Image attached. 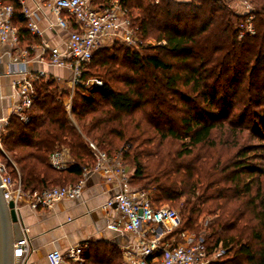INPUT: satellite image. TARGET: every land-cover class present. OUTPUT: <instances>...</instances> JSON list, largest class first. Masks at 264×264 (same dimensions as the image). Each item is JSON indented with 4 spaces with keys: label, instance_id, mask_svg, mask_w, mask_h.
<instances>
[{
    "label": "trees",
    "instance_id": "trees-1",
    "mask_svg": "<svg viewBox=\"0 0 264 264\" xmlns=\"http://www.w3.org/2000/svg\"><path fill=\"white\" fill-rule=\"evenodd\" d=\"M3 1L14 7L20 44L33 55L39 40L21 3ZM109 1L93 0L102 7ZM252 2L257 10L248 33V14L219 0H124L141 33L139 48L115 43L96 52L82 72L85 84L75 87L71 113V91L60 80H37L25 110L29 121L12 116L1 136L8 173L17 177L15 163L21 185L34 190L75 184L94 160L89 141L95 142L122 156L133 169L130 185L149 191L155 206L180 210L183 225L174 234H201L200 220L212 218L205 231L210 254L220 247L225 253L210 264H264V0ZM152 36L164 44L140 49ZM93 79L103 85L86 84ZM176 109L179 126L170 127L165 121ZM218 128H228L235 140L224 159L207 151L218 146ZM245 133L261 144H240ZM167 140L180 146L161 155ZM61 147L74 161L57 170L49 160ZM121 259L116 245L96 241L74 264Z\"/></svg>",
    "mask_w": 264,
    "mask_h": 264
},
{
    "label": "built area",
    "instance_id": "built-area-1",
    "mask_svg": "<svg viewBox=\"0 0 264 264\" xmlns=\"http://www.w3.org/2000/svg\"><path fill=\"white\" fill-rule=\"evenodd\" d=\"M161 0H155L160 2ZM231 4L238 0H219ZM28 21V27L33 35L44 38L41 43L42 54L39 61L67 68L71 71V95L66 101L69 113L75 87L84 83L81 76L83 70L100 49L115 43L137 48L140 44L138 32L129 17V10L124 0H110L107 5H96L93 0H52L56 13L55 22H50L49 28L54 34L64 31L67 34L65 47L50 45L45 34L38 28L34 14L19 0ZM69 14L76 27L63 16ZM14 7L0 0V52L6 45H11L13 58L10 74L16 76L12 82L15 106L11 114L0 119V151L5 152L1 136L5 132L9 119L18 114L28 122L25 110L30 108L36 97L35 82L49 76L30 67L32 57L27 48L19 41L18 29L13 24ZM245 31L253 33L252 24ZM141 35V34H140ZM88 85L102 86L99 79L87 81ZM68 89L67 87H63ZM89 148L94 156L91 164L85 166L83 175L75 184L53 186L44 190L25 188L20 183V171L15 163L17 177H12L4 163L0 162V187L7 203L15 202L13 209L17 224L21 228V238L14 241L15 264H27L31 254V238L28 229L23 225L21 208L29 206L51 209L71 199H80L87 178L94 172L101 173L105 181L118 192L112 196L104 208L110 212L108 227L118 233L131 237V241L122 247L121 264H210L217 261L225 253L220 247L210 254L205 233L195 234L190 231L174 232L183 225L182 215L168 207H157L150 198V192L142 187L130 185V173L120 154L108 155L95 142L89 141ZM50 164L57 170L67 169L73 164L70 150L67 147L57 148L50 156ZM210 220L206 222L208 225ZM85 245L70 249L65 254L58 251L48 255L50 264H64L66 260H78ZM87 247V246H86Z\"/></svg>",
    "mask_w": 264,
    "mask_h": 264
},
{
    "label": "crops",
    "instance_id": "crops-1",
    "mask_svg": "<svg viewBox=\"0 0 264 264\" xmlns=\"http://www.w3.org/2000/svg\"><path fill=\"white\" fill-rule=\"evenodd\" d=\"M23 2L34 14L38 28L45 34V39L50 45L64 48L67 34L64 31L54 34L49 28L50 22H55L57 19L52 0H23ZM63 16L70 22L71 27H76L69 14L63 12ZM43 39L38 37L39 41L32 46L30 67L48 76H54L64 83V80L71 76L69 69L39 61ZM12 58L13 51L8 44L0 52V119L8 117L16 103L12 82L17 77L10 74ZM127 170L132 176L133 169L127 166ZM117 192L118 188L108 184L101 173L94 172L87 178L80 199H71L51 209L34 210L29 206H22V222L31 238L32 251L27 264H50L48 255L51 252L58 251L65 254L72 248L85 245L78 260L69 259L64 264L78 263L82 261L91 243L96 241L116 245L123 259L122 247L129 240L131 241V237L108 227L110 212L104 208L107 201Z\"/></svg>",
    "mask_w": 264,
    "mask_h": 264
},
{
    "label": "rangeland",
    "instance_id": "rangeland-1",
    "mask_svg": "<svg viewBox=\"0 0 264 264\" xmlns=\"http://www.w3.org/2000/svg\"><path fill=\"white\" fill-rule=\"evenodd\" d=\"M186 1V0H184ZM231 10L234 11V13L238 14V15H246L248 14V21L246 22V25L245 26H249V22H251V20L254 18V13L255 11L257 10V5L255 3L252 2V0H238V1H235L232 3L231 5ZM244 28V26H243ZM141 33H138L137 36H138V39H142L141 38ZM142 42V40L140 41V43ZM165 41L163 42H159L154 36L152 37H149L148 39H145L143 41V45L141 46L140 49H143L145 48V46L149 47V46H155L157 44H164ZM139 47H135L134 49H138ZM142 51V54H145V50H141ZM119 58H120V55H117ZM67 75V73H66ZM94 80V79H93ZM100 80V79H99ZM62 87H67L68 90H70V80L67 79V80H64V83H60ZM121 87V86H119ZM177 112H173L171 116H168V120L166 119L165 122H169V125L170 127H176V126H179L178 125V121H179V118H180V112L178 109H176ZM226 116V114H225ZM127 121V120H126ZM124 121V122H126ZM125 124V123H124ZM127 124H130L132 125L131 123V120H128V123ZM162 126H163V123H162ZM126 129V133L127 135H130L132 134V127H129L127 126ZM240 138V144H243V141H249L250 140V137L248 136V134H244V135H239ZM155 138H157L159 140V137L158 136H155ZM214 138H216V141H217V144H218V148L216 147L215 149H209L207 150L208 152L210 153H213L215 154L216 156L217 155H220L223 157V159L228 156L229 154L232 153V151H234V146L231 145L235 140L234 138L231 136V134L229 133V129L228 128H225V129H221V128H218L214 131ZM118 142V141H117ZM249 142L253 143V144H261V140H253L251 139ZM155 143L158 144V141L155 140ZM180 146V142H178L177 140H175V142H172L171 140H167L164 142V144H162V148H161V155H166L168 154L169 152H171L174 148H178ZM209 155H212V154H208ZM0 162L3 163V161L0 159ZM13 164V162H12ZM256 164H258V162H256ZM17 166V165H16ZM262 181H263V189H264V176L262 177ZM134 187V186H132ZM134 188H137V187H134ZM176 211H178L180 213V210L177 208V207H170ZM212 218L209 217L207 215V217L203 218L200 220V228L202 229L200 232L201 234L205 233L206 231V222L208 220H211ZM195 233V232H193ZM197 234V233H195ZM14 263H15V260H14Z\"/></svg>",
    "mask_w": 264,
    "mask_h": 264
},
{
    "label": "water",
    "instance_id": "water-1",
    "mask_svg": "<svg viewBox=\"0 0 264 264\" xmlns=\"http://www.w3.org/2000/svg\"><path fill=\"white\" fill-rule=\"evenodd\" d=\"M3 188L0 187V264H15L14 241L21 238V228L14 224L17 218L14 210H10L14 208L15 202L11 200L7 203Z\"/></svg>",
    "mask_w": 264,
    "mask_h": 264
}]
</instances>
